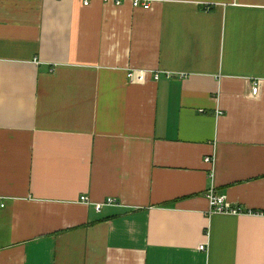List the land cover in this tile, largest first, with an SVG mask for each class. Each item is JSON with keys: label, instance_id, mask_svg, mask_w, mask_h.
Listing matches in <instances>:
<instances>
[{"label": "crops", "instance_id": "crops-1", "mask_svg": "<svg viewBox=\"0 0 264 264\" xmlns=\"http://www.w3.org/2000/svg\"><path fill=\"white\" fill-rule=\"evenodd\" d=\"M0 264H264V0H0Z\"/></svg>", "mask_w": 264, "mask_h": 264}, {"label": "built area", "instance_id": "built-area-1", "mask_svg": "<svg viewBox=\"0 0 264 264\" xmlns=\"http://www.w3.org/2000/svg\"><path fill=\"white\" fill-rule=\"evenodd\" d=\"M105 2H114L116 5H120L124 1H130L133 7H143L144 9H149L151 6V1L152 0H103ZM83 3L87 5L89 3V0H83ZM144 71L143 70H136V69H131L127 73V77L131 82L134 81H141L144 79ZM156 78H158V73L154 74ZM259 89V86L257 83H255L252 87V93L256 94ZM206 162H212L211 157L207 156L205 158ZM207 198L209 200V206L212 212H217V213H228V214H242L245 213L244 209L240 206H232L229 205L226 202L225 196H221L216 194L213 188L209 189L207 193ZM81 201L90 203L89 199L87 196H81ZM94 209L97 212H100L104 206H121L120 202L116 200V198L113 197H107L101 202H94L92 203ZM200 250H205L206 246L205 244H200L199 246Z\"/></svg>", "mask_w": 264, "mask_h": 264}]
</instances>
